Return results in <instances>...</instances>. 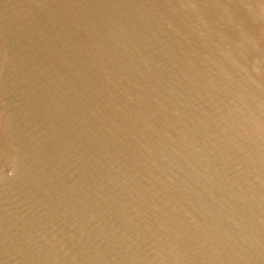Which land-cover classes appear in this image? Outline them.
Instances as JSON below:
<instances>
[{
    "label": "water",
    "instance_id": "water-1",
    "mask_svg": "<svg viewBox=\"0 0 264 264\" xmlns=\"http://www.w3.org/2000/svg\"><path fill=\"white\" fill-rule=\"evenodd\" d=\"M0 264H264V0H0Z\"/></svg>",
    "mask_w": 264,
    "mask_h": 264
}]
</instances>
